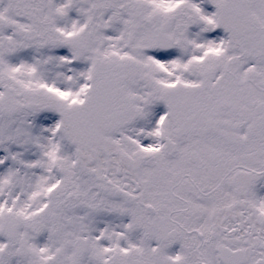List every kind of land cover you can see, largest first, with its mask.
I'll list each match as a JSON object with an SVG mask.
<instances>
[{"label": "snow or ice", "instance_id": "snow-or-ice-1", "mask_svg": "<svg viewBox=\"0 0 264 264\" xmlns=\"http://www.w3.org/2000/svg\"><path fill=\"white\" fill-rule=\"evenodd\" d=\"M0 264H264V0H0Z\"/></svg>", "mask_w": 264, "mask_h": 264}]
</instances>
